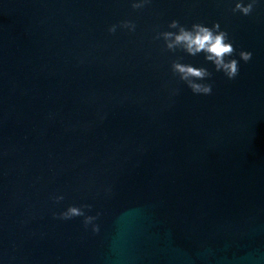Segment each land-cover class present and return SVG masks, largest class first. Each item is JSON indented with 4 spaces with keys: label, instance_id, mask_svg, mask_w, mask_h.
I'll return each mask as SVG.
<instances>
[{
    "label": "water",
    "instance_id": "obj_1",
    "mask_svg": "<svg viewBox=\"0 0 264 264\" xmlns=\"http://www.w3.org/2000/svg\"><path fill=\"white\" fill-rule=\"evenodd\" d=\"M234 3L0 0V264H264V0ZM173 19L219 22L252 59L228 80L164 50ZM69 205L95 219L54 217Z\"/></svg>",
    "mask_w": 264,
    "mask_h": 264
},
{
    "label": "clouds",
    "instance_id": "obj_2",
    "mask_svg": "<svg viewBox=\"0 0 264 264\" xmlns=\"http://www.w3.org/2000/svg\"><path fill=\"white\" fill-rule=\"evenodd\" d=\"M151 0H131V8L134 11L142 10ZM258 0H235L234 6L231 8L233 14L239 13L242 16H250L253 14ZM168 29L157 31L153 37L155 40H163L164 50L172 53L181 51L190 56L204 55L205 61L210 62L216 72H222L228 80H234L240 74V60L245 63L252 59L250 51L240 50L234 47L233 42L226 30L221 29L219 22H213L211 26L203 23H193L191 27L182 25L178 20H171L168 23ZM126 29L129 32H135L136 23L132 20H123L118 24L108 27L109 34H115L117 29ZM238 54L239 60L233 58ZM182 56L177 57L171 62V72L174 77L187 85L194 95H211L213 86L205 81L211 80L213 73L206 67H196L191 64L182 63ZM172 95H178L179 89H172ZM54 201L59 203L64 199L62 195L53 197ZM90 205H69L64 211L54 217L69 220L75 217H83L85 227L92 223L95 217L86 215L85 209H90ZM93 231H98L94 227Z\"/></svg>",
    "mask_w": 264,
    "mask_h": 264
}]
</instances>
